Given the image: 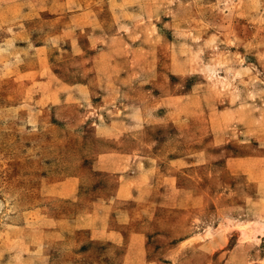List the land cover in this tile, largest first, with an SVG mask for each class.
I'll return each mask as SVG.
<instances>
[{
  "label": "rangeland",
  "instance_id": "1",
  "mask_svg": "<svg viewBox=\"0 0 264 264\" xmlns=\"http://www.w3.org/2000/svg\"><path fill=\"white\" fill-rule=\"evenodd\" d=\"M0 264H264V0H0Z\"/></svg>",
  "mask_w": 264,
  "mask_h": 264
},
{
  "label": "bare ground",
  "instance_id": "2",
  "mask_svg": "<svg viewBox=\"0 0 264 264\" xmlns=\"http://www.w3.org/2000/svg\"><path fill=\"white\" fill-rule=\"evenodd\" d=\"M241 230H242V234H243L244 236H248V235H249V233L246 231L245 228H241Z\"/></svg>",
  "mask_w": 264,
  "mask_h": 264
}]
</instances>
